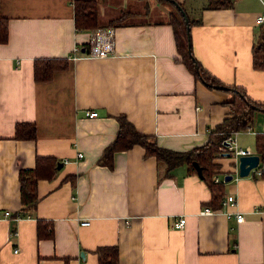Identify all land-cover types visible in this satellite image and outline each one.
<instances>
[{
	"label": "crops",
	"instance_id": "obj_1",
	"mask_svg": "<svg viewBox=\"0 0 264 264\" xmlns=\"http://www.w3.org/2000/svg\"><path fill=\"white\" fill-rule=\"evenodd\" d=\"M177 1L200 19L191 38L204 68L264 103V70L253 66L264 0L221 8ZM171 10L161 0H98L100 25L114 28L116 52L96 57L80 49L73 58L92 36L76 29L74 0H0L9 30L0 43V264H99L98 249L109 246L117 247L118 264H264V176H240L239 158L214 159L213 178L237 201L225 208L207 204L212 191L187 164L159 180L156 157L140 144L117 151L112 167L99 162L119 115L161 146L184 151L207 143L231 114V92L207 85L178 60ZM47 57L68 58L69 66L36 81L34 61ZM18 122L34 123L36 139L16 138ZM260 133L264 110L238 132V146L256 152ZM38 156L63 165L38 181L35 209L22 211L19 172L34 168ZM227 174L233 178L224 181ZM204 208L217 211L201 214ZM6 210L23 216L6 218ZM226 210L242 212L243 221ZM181 216L185 226L173 227ZM38 218L51 223L50 237L38 236ZM86 219L91 223L81 224Z\"/></svg>",
	"mask_w": 264,
	"mask_h": 264
},
{
	"label": "trees",
	"instance_id": "obj_2",
	"mask_svg": "<svg viewBox=\"0 0 264 264\" xmlns=\"http://www.w3.org/2000/svg\"><path fill=\"white\" fill-rule=\"evenodd\" d=\"M161 1L168 3L172 7L168 21L174 28L177 49L180 54L178 60L183 62L195 77L201 79L207 85L215 88L225 86V90L231 92L232 97L227 101L231 107V114L209 132L207 143L184 151L161 146L153 136L141 133L125 115H119L120 128L116 138L105 148L99 162L112 167L114 155L117 151L127 150L135 144H140L145 148L147 156L153 155L156 157L159 164L160 180L163 176L170 175L172 170L180 164H187L191 172H198L194 166V161H196L202 168V178L207 182L212 191V198L207 204L216 208L221 205L224 198V182H215L213 178L215 170L218 168L214 159L221 154L219 148L231 132L250 128L253 124L255 112L257 110H264V103L251 99L243 87L226 85L211 75L193 52L191 27L193 24L199 23L200 19L194 20L187 13L190 22V31L188 32L185 18L180 9L171 0ZM232 3L233 0H208L206 7H231ZM183 8L187 12L184 6ZM74 11L75 27L77 30H94L101 26L99 22L98 0H74ZM115 21L116 19L110 25ZM259 27L257 41L253 46V66L256 69L264 70V24H259ZM8 37V19L0 13V43L7 42ZM81 49L88 51L86 50L89 49L88 44H84ZM68 66V58H36L34 61V78L36 81H49L57 70L66 69ZM15 137L36 139V125L30 122H18ZM255 146L256 153L260 156V163L252 173L254 175V173L260 171L259 175L264 176V133L256 136ZM58 164L57 159L52 156H38L34 168L20 170L19 180L22 211L35 209L39 198L37 192L38 181L41 178H52L55 175ZM17 214L23 216L20 213ZM37 222L38 236L40 238L50 237L53 233L51 223L41 218H38ZM98 252L99 264H118V249L116 246L101 247L98 249Z\"/></svg>",
	"mask_w": 264,
	"mask_h": 264
},
{
	"label": "built area",
	"instance_id": "obj_3",
	"mask_svg": "<svg viewBox=\"0 0 264 264\" xmlns=\"http://www.w3.org/2000/svg\"><path fill=\"white\" fill-rule=\"evenodd\" d=\"M257 24H264V12L260 13L257 18H256ZM92 31V36L88 41V55L91 56H96V57H106L109 54H114L116 52V40H115V30L112 26H100ZM81 47L77 46L74 48V54H73V58L76 57V52H80ZM87 115L89 117H95L98 115L97 111H88ZM239 131H233L231 132L223 141V145L220 146V152L221 154H225V155H229V156H233L236 159L239 158L240 155H246V154H250V153H254L252 152V150H250V148H240L237 144V134ZM84 154L83 152H78L77 153V157H83ZM254 169L251 170L250 173H252V171H254ZM258 173H260V171H258ZM214 180L216 182L220 181V179L218 177H214ZM237 204L236 198L233 194H230L226 197L223 198L222 203H221V207L225 208L228 206H235ZM215 211H217L216 209H212V208H204L203 210H201V214H213ZM225 214L227 215L228 218H232L234 217L236 219L237 222H242L244 219V215L242 212L240 211H230V210H226ZM4 217L6 218H13V219H20L22 216L19 214H16L14 216V214L12 213L11 210H6L4 212ZM91 223L90 219H86L83 220L81 222V224L83 225H89ZM186 224V217L185 216H181L177 219L174 220L173 222V227L175 228H183Z\"/></svg>",
	"mask_w": 264,
	"mask_h": 264
},
{
	"label": "water",
	"instance_id": "obj_4",
	"mask_svg": "<svg viewBox=\"0 0 264 264\" xmlns=\"http://www.w3.org/2000/svg\"><path fill=\"white\" fill-rule=\"evenodd\" d=\"M171 1L182 12V14L185 18L186 24H187L188 32H189L190 31V22H189V17L187 15V12L184 10L183 6L177 0H171ZM190 51H191V48H190ZM224 87H221V88H224ZM259 163H260V156L256 152L246 154V155H240L239 156V175L240 176H248L252 169L257 168L259 166ZM62 165H63V163L60 162L57 167L60 168ZM194 166L196 167L198 174L200 176H202V168L199 165V163L194 161ZM232 178H233L232 174H227V175H225L224 181H229Z\"/></svg>",
	"mask_w": 264,
	"mask_h": 264
},
{
	"label": "rangeland",
	"instance_id": "obj_5",
	"mask_svg": "<svg viewBox=\"0 0 264 264\" xmlns=\"http://www.w3.org/2000/svg\"><path fill=\"white\" fill-rule=\"evenodd\" d=\"M110 25V24H109ZM102 26V25H101ZM107 26V25H106Z\"/></svg>",
	"mask_w": 264,
	"mask_h": 264
}]
</instances>
